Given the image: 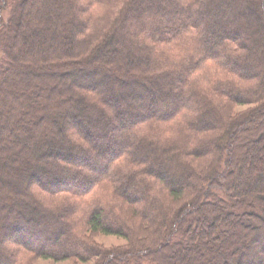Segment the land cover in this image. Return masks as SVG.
<instances>
[{
	"label": "trees",
	"instance_id": "trees-1",
	"mask_svg": "<svg viewBox=\"0 0 264 264\" xmlns=\"http://www.w3.org/2000/svg\"><path fill=\"white\" fill-rule=\"evenodd\" d=\"M243 1L0 0V151L31 117L8 90L55 78L46 98L63 107L34 122L24 158L0 161L24 183L5 187L18 203L0 206V264H264V156L238 144L264 131V71L226 27L252 23L264 59V0Z\"/></svg>",
	"mask_w": 264,
	"mask_h": 264
},
{
	"label": "rangeland",
	"instance_id": "rangeland-1",
	"mask_svg": "<svg viewBox=\"0 0 264 264\" xmlns=\"http://www.w3.org/2000/svg\"><path fill=\"white\" fill-rule=\"evenodd\" d=\"M243 2L244 1L241 0L240 3L243 4ZM167 8L169 9V10L167 9L169 12L172 10V8L170 9V6H168ZM255 9H257V11H258L256 13V14H258L257 15L258 19L260 21H262V20L264 21L262 6L255 7ZM228 19L229 18L227 16L226 27L228 29H230L232 27L236 28L237 23L240 25V27H241L240 29H242V36L248 40L247 45L249 47H252L254 57L259 59L257 61L256 70H261L263 72L264 71V59L262 58V55H261L262 51H260V49H258V48L257 49L253 48L254 46H253L252 42H249V40L251 41L252 38H254V36H255V33L252 30V26H250L252 23L248 22L246 19L245 20L238 19L237 22H235V20L230 21ZM19 63H22V60ZM251 64H256V63H251ZM86 70L89 71L90 69H86ZM119 74L121 75L122 73H119ZM127 75H128L127 73H123L121 77L125 78ZM54 79L55 78H50L47 81H43V84H41L40 82H37V83L33 82L32 85L29 84L26 87H19V88L14 87V89H10V90L7 89L8 90L7 92H9V94H12V95H19L20 94V95H22L21 97H18V100L22 99V101H24L23 103H25V102L27 103V104H25L27 106L23 107V111H27V112L29 111L31 117L29 118L30 120H28V119L16 120L15 123L12 124V126H10L11 135L4 136L2 139L1 144L3 145L5 143H7L6 144L7 150L0 151V161H2L3 158L5 159L4 155L5 156L10 155L11 157L14 158L16 156V154L18 155V153H21L23 156L22 158H24L25 152L23 149H28L29 151L31 149V144L27 141L29 138V134L32 135V131L30 132V128H32L35 123L40 124L41 120L43 119V117L45 118V116H48V117L52 118L53 120L55 117L61 116L60 112L62 111L63 107L62 106L59 107V106L55 105L54 100H53L54 102H52V103L48 102L49 99L46 98L48 88L50 86H52L54 83H57V82H55ZM39 84H41V86L44 85L43 88H46L45 91L39 90L37 92L38 94H36V96L34 94L30 95V97L25 96V95H28V93H31L32 91H34L35 89H38L37 86ZM57 84H59V83H57ZM7 86L11 87V84H8ZM60 88L62 90L63 85L60 86ZM162 90H163V92H167V88H165V87ZM117 91L119 92L118 89H117ZM67 94L68 93H64V94L61 93L60 95H67ZM120 95H122V94H120ZM58 97H59V95H58ZM45 99L47 102L44 101ZM53 99H55L54 94H53ZM7 102H8V104H10L9 101H7ZM30 102H31V105H28V103H30ZM44 102L46 103L45 105H43ZM8 104L6 102H4L3 106L0 107V127H1V122H2V115L5 114L6 112H8V110H10V108H11V106ZM130 105L135 106L136 103H134L133 101H130ZM249 108H251V106H249V105L244 106V107H236L234 109V111L239 113L242 111H246ZM9 113H10V111H9ZM3 131H4L3 129L0 130L1 133ZM110 133L117 138H119V136H120L119 130H117V129L111 131ZM258 133H260L261 138L259 140L255 141L256 138L258 137L257 134H254L253 131H249V132L247 130L245 131V133L240 137V141L238 142V144L241 145L239 148L240 149L239 155H241L242 152H244V149L247 148L246 151H247V154L250 156V159L252 158L253 160H255V158H259L260 156H264V148L262 146L260 147L261 143H264V131L263 132L260 131ZM44 135L48 136V133L46 130H44L40 133V139L43 138ZM31 139H32V137H31ZM246 139L247 140H253L254 144L256 145L255 146L256 148H253V150L251 151L250 148L248 147L250 143L247 144ZM32 141H33V139H32ZM47 162L48 161L43 162L44 163L43 166L41 165L42 168L44 166H47ZM44 168H46V167H44ZM14 172H15V170H14ZM17 175H18L17 177H21L19 174H17ZM17 177H13L10 174H6L2 170L0 171V180H1L0 181V206L2 204H5L6 199H9L13 203L15 202V204L17 205L18 197L12 195L10 193V189L5 190V187L9 186V185L15 186V188L18 190H23L24 183L22 181H18ZM1 214L3 216L5 215V211L3 212L2 208H0V215ZM43 220H45V219H43ZM3 221H4V219H3ZM3 223H5V222H3ZM219 226H222V223H218L216 225L217 228H219ZM57 228H62V227H57ZM57 228L51 222V220H49L46 223H43V229L47 230L50 233H54L57 230ZM246 237H247V235L239 232L235 238V240L238 239L235 242V245L236 246H239V245L242 246V244L245 243L244 240L246 239ZM95 241L97 244L101 245L104 248H113V247L123 245L125 243V240L122 238L115 237V236H103V235L95 236ZM212 243L216 244L217 242L213 241ZM219 254H220L219 256L221 258H223L225 256V253H223L222 251H220ZM92 263H93V261L80 262V261H71V260H57V259L40 258L37 261H35L34 264H92Z\"/></svg>",
	"mask_w": 264,
	"mask_h": 264
}]
</instances>
